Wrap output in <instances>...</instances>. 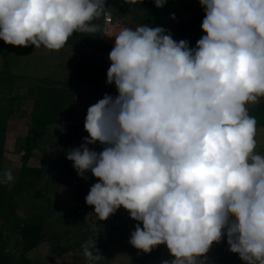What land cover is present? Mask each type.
<instances>
[{"label":"clouds","instance_id":"9594fccd","mask_svg":"<svg viewBox=\"0 0 264 264\" xmlns=\"http://www.w3.org/2000/svg\"><path fill=\"white\" fill-rule=\"evenodd\" d=\"M199 3L206 35L196 48L162 27L115 35L107 82L118 96L88 108L89 135L67 159L99 180L86 196L94 213L103 221L123 207L142 223L131 245L150 253L165 244L173 259L163 264H196L225 235L244 264H264V156L247 109L264 97V0ZM105 8V0H0V39L58 51L74 32L99 31L92 21ZM97 142L99 153L88 147ZM12 179L8 170L0 182ZM82 247L90 264L101 259L94 242Z\"/></svg>","mask_w":264,"mask_h":264},{"label":"trees","instance_id":"16d2710c","mask_svg":"<svg viewBox=\"0 0 264 264\" xmlns=\"http://www.w3.org/2000/svg\"><path fill=\"white\" fill-rule=\"evenodd\" d=\"M108 9L115 16L112 23H106L104 13L96 18L92 23L99 26L96 33L74 32L66 42V45L85 47L93 50L111 51L113 46L106 45L102 37L105 35L109 25L120 22L124 17L129 20L124 22L129 28L135 30L138 26L148 25L155 28L157 26L158 15L161 8L156 7L154 0H111ZM188 12L187 22L180 23V31L187 35L186 27L188 24L192 29H196L199 35H206L202 30V21L205 18V9L194 0L184 7ZM2 39H0V54H2ZM190 49H193L196 37L186 39ZM3 56V55H2ZM4 57V56H3ZM85 67V66H84ZM94 67V66H93ZM86 65L87 72L84 76L79 73V82L85 86H111L107 82V72L109 68ZM61 82H55L51 79H35L34 81L27 77L15 74L10 69L0 70V181L2 176V164L6 154V142L8 138L9 121L13 116V106L16 100H32L33 109L30 113V133L23 142L21 152L22 167L19 171L17 181L7 189L0 182V264H34L32 253L42 247L46 241L50 219H54L53 204L51 199L50 185L55 183L59 188L89 187L95 181L91 171L84 174V178L77 174L73 167V162L67 159V154L74 148H80L82 137L80 131L85 129V122H79L75 128L65 127L66 132H58L55 136L50 137L48 130L51 126L59 124L71 112L75 111L73 103L66 97V91ZM27 87L26 94H21L20 90ZM77 117V114H76ZM256 126L264 127V101L260 104L255 116ZM44 142L41 143V138ZM90 150L101 152L104 145L97 142L94 145H88ZM258 148H255L257 150ZM42 153L41 159L44 162L39 168L30 167V161L35 157V152ZM264 151L260 148L258 154ZM53 156V160L47 163V158ZM46 161V162H45ZM66 168L72 178H82L76 186L64 184L56 172ZM82 186V187H83ZM84 186V187H85ZM79 202V201H78ZM77 202V204H78ZM86 207V201H82ZM24 210L20 214V210ZM75 213L81 218L77 212ZM58 219V218H57ZM60 219V217H59ZM128 224L135 231V226L142 223L133 220L128 215ZM101 228L104 223L101 220L96 222ZM87 240V238H86ZM162 246L158 245L150 253L134 247L133 264H161ZM98 252L102 256L100 244L98 242ZM141 251V252H140ZM209 252L199 257H204ZM173 257L170 254L171 261ZM83 264V263H82ZM90 264V263H89ZM95 264H102V257ZM218 264H224L220 261Z\"/></svg>","mask_w":264,"mask_h":264},{"label":"rangeland","instance_id":"374dc122","mask_svg":"<svg viewBox=\"0 0 264 264\" xmlns=\"http://www.w3.org/2000/svg\"><path fill=\"white\" fill-rule=\"evenodd\" d=\"M193 0H178L177 2L175 0H166V3L163 6L162 12H159L160 15H158L157 20V26L159 27V23L162 24V28H164L165 34H167L170 29H172L174 23L177 21L178 18H180L184 11L183 5L187 2H191ZM162 8V7H161ZM161 10V9H160ZM173 14L174 17L173 18ZM129 25V24H128ZM125 24V26L121 25V27H127L129 26ZM186 30L189 32L191 31L190 35H194L195 29H192L188 24H186ZM112 27V30L110 33H105V35L102 37L103 42L106 45L113 46L112 44L115 41V35L114 32H117L118 29L114 24L109 25ZM187 32V34H188ZM178 35L181 39H188L186 36L183 35L180 29H178ZM193 37V36H191ZM2 42V54L1 61H0V68L3 67V69H10L15 74H18L22 77H27L28 79L34 81L35 79H51L55 82H61L64 85L63 88L66 91V97L68 100H70L73 103L74 106V112H76L78 119L81 121L86 120L87 116V110L89 107L96 104L100 99H103L105 94L112 96L115 98L118 96V90L116 89V86L114 83H112L111 86H85L79 82V73L81 76H84V74L87 72L86 65L88 66H94L89 64H84L82 61V57L80 54V47L76 46H70V45H64L60 50L58 51H49L45 49L43 46L40 48H36L34 45H29L27 47H19V46H13L9 44H5L3 40ZM114 47V46H113ZM96 56H91V58H95L93 64H96L93 68L98 67L99 65H106L105 68H109L111 65V61L107 58L105 59V56H101L99 52H96ZM4 57H3V56ZM3 58L5 60H3ZM88 60V59H85ZM92 61V60H91ZM5 65V66H3ZM85 66V67H84ZM24 90H27V87H24L20 90L21 94ZM19 100V99H18ZM17 101V100H16ZM14 109V106H13ZM14 114V112H13ZM16 114V112H15ZM66 117H64V120L61 121L57 125H62L64 128L66 126ZM86 131L85 129H83ZM58 132H61L59 128H55V125L51 126L48 130L49 134L56 135ZM87 132V131H86ZM21 135V134H20ZM89 134H84L85 138L88 137ZM53 137V136H50ZM84 138V139H85ZM17 139V138H16ZM256 147H258V151L260 148H264V128L256 127ZM44 142V137L41 138V143ZM18 143V142H17ZM14 142V145H10L11 150H20L19 144ZM13 144V142H12ZM17 145V146H16ZM14 146V147H13ZM262 146V147H261ZM258 153V152H257ZM22 152L20 156L12 155V166L9 168L7 167V171L11 170L13 179L11 181H8V183H14V180L18 178L19 171L22 167ZM29 165L32 168H39L41 162L42 154L39 152L37 155H35ZM264 156V153L262 154ZM53 156H49L47 160L52 162ZM6 172V171H5ZM82 178H77L75 180V183L81 181ZM95 181L97 178H95ZM93 182L89 187H85L81 185V187H64L59 188V186L55 183H52L50 185L51 190V199L53 204V211H54V217H60V218H66L70 219L74 223H81L82 226H84L87 236L89 234V228L90 226L96 227V233L97 236L101 233V227L96 223L98 220H101L97 214H95L94 207L88 209V219H83L85 221L84 224H82L81 218L75 213V207L77 205L78 199L86 201V196L88 195L90 188L93 184L98 183ZM6 183V182H4ZM76 183V184H77ZM83 186V187H82ZM74 210H73V209ZM71 209L73 211H71ZM24 210H20V214H23ZM114 217H110L106 220H101L103 223L106 224L108 222V225H110L109 228L116 226V224L119 222L120 216H123L124 218H127L129 215V212L125 210L123 207H120L115 211ZM118 225V224H117ZM78 226V224H77ZM119 232L122 234V239L125 240L127 238L126 233L128 232L126 228L119 229ZM111 233V232H110ZM116 235V233H114ZM114 236L113 234H110V237ZM112 239H108V237L103 238V243L107 244L111 242ZM133 247H130V250ZM164 251V258L163 261H166L169 257V250L167 249V246L163 244L162 246ZM141 252V251H140ZM209 255L204 257V260H201L199 257L196 259V264H218L220 261L224 264H244V261H242L238 254L233 253L229 251V246L227 244V237L226 235L222 237L221 241L219 243H213V245L209 249ZM124 259V258H123ZM127 259V258H125Z\"/></svg>","mask_w":264,"mask_h":264},{"label":"crops","instance_id":"0c3cea01","mask_svg":"<svg viewBox=\"0 0 264 264\" xmlns=\"http://www.w3.org/2000/svg\"><path fill=\"white\" fill-rule=\"evenodd\" d=\"M175 1L177 2L178 0H175ZM188 4L189 2L185 3L183 7H185ZM162 9L163 7L161 8L160 12H162ZM188 15H189L188 12H184L183 15L180 18H178L177 21L174 23L172 29H170V31L167 33V34H171L172 38L177 42H179L180 40H186L185 38L184 39L180 38V36L178 35V29H180L179 26L181 22H187ZM127 20H129V18L124 17L122 21L127 22ZM119 21L120 22L114 24L118 28L116 30L117 32H114V34H118V32L122 28L121 25L125 26L124 22H122L121 20ZM161 26L162 24L159 23V27ZM111 30H112V27L108 26L106 33H110ZM186 32L188 31L186 30ZM190 34H191V31L188 32L186 37L189 39L196 37V42L194 46V48H196L197 41L202 37V35H199L196 29H195L194 35H190ZM114 44H115V41L112 45L114 46ZM79 49H80V54H81V57L83 59L82 61L84 62V64L90 63V65H94V66L96 64H93L92 62H94L95 58H91V56L93 55L96 56V54H98L96 52H99L100 55L105 56V59L107 60V58L109 59V54L111 52V51H104V50H93V49H88L85 47H80ZM85 59H88V60H85ZM3 60L5 59L3 58ZM98 67H106V65H99ZM2 69L3 67L0 68V70ZM263 101H264V97H261L258 100V102L247 105L248 113L250 116L255 118L256 113L259 109V106ZM32 109H33L32 100H28V99L20 100L19 99L14 104V109H13L14 114L9 121L8 138L6 142V154L3 160V164H2L3 171H2L1 181H3L4 179V173L5 171H7V167L10 168L12 166L11 156L21 155L20 150L19 151L17 149L11 150L9 146L14 145V142L15 143L18 142L17 145L19 144L20 149H22L23 142L28 136V134L30 133V126H31L30 113ZM78 120L80 122H85V121H81L80 119ZM256 127H259V126H256ZM260 128H264V127H260ZM84 134H88V133L82 129L80 131V135L82 137V143H84V138H85ZM49 135L55 136L54 134H49ZM255 152L257 153L258 150H255ZM38 153L39 152L36 151L35 155H37ZM263 153L264 151L261 152L260 155H262ZM42 161L44 162V159H41V162ZM47 163H50V161L47 160ZM16 181L17 179L14 180V183ZM14 183L12 184L8 182L6 183L2 182L3 186L6 187L7 189H10L14 185ZM78 201H83V200L78 199ZM72 209L71 211L74 210ZM110 217L113 218L114 214H112ZM57 218L50 219L49 226H48V233L46 236V239L48 241H46V243L42 247H40L39 250L32 253L34 264H82L83 256H84L82 245L86 244V238H87V232L84 226H82L81 223L80 224L74 223L70 219H66V218L59 219V217ZM115 219H119V222L117 223L118 225L116 224L115 227L113 225V227L109 228L110 225H108V222H106V224L104 223V227L101 228L100 230L101 233L98 236V242L100 244L101 251H102V264H133L134 247L130 243L131 234L133 233V230L127 222L128 217L124 218L123 216H120V218L118 217ZM80 221H82V224L85 223L83 219H81ZM121 227L126 228L128 231L126 233L127 238L125 240H123L121 236L123 233L120 234L121 232H124V231H119ZM114 233H116V235ZM110 234H113L114 236L110 237ZM106 237H108V239L110 240L112 239V241L107 244H104L102 241H103V238H106ZM131 246L133 248L130 250ZM163 258H164V251L162 248L161 264H163L164 262ZM169 260H170V252H169V257L167 258L166 261H169Z\"/></svg>","mask_w":264,"mask_h":264},{"label":"built area","instance_id":"2783aa9c","mask_svg":"<svg viewBox=\"0 0 264 264\" xmlns=\"http://www.w3.org/2000/svg\"><path fill=\"white\" fill-rule=\"evenodd\" d=\"M110 1L111 0H105V7L106 8H105V12H104V20L106 23H112L115 20V16L108 9V5H109ZM66 126L68 128H75V127L79 126V122L77 120V117H76V114L74 111L67 115ZM55 175H58L60 177V180L62 181V183L72 184V185L76 186L75 181L72 180V178H71V176H70V174L66 168L63 167L59 172H56ZM77 212L84 219H88V215H87L88 208L86 207V205L82 201H79L77 204ZM89 242H94L95 247L97 248L98 236L96 233V227L92 226V225L89 228V234L87 236L86 244ZM89 263L90 262L88 261V259L85 256H83V264H89Z\"/></svg>","mask_w":264,"mask_h":264},{"label":"water","instance_id":"95a60500","mask_svg":"<svg viewBox=\"0 0 264 264\" xmlns=\"http://www.w3.org/2000/svg\"><path fill=\"white\" fill-rule=\"evenodd\" d=\"M26 92H27V90H24V91H23V93H26Z\"/></svg>","mask_w":264,"mask_h":264}]
</instances>
